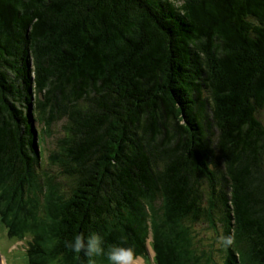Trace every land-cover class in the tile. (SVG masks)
Masks as SVG:
<instances>
[{
    "label": "trees",
    "instance_id": "trees-1",
    "mask_svg": "<svg viewBox=\"0 0 264 264\" xmlns=\"http://www.w3.org/2000/svg\"><path fill=\"white\" fill-rule=\"evenodd\" d=\"M262 112L264 0H0V224L27 264H89L64 247L89 232L202 264L194 226L221 228V264H264ZM37 184L55 206L20 219Z\"/></svg>",
    "mask_w": 264,
    "mask_h": 264
},
{
    "label": "rangeland",
    "instance_id": "rangeland-1",
    "mask_svg": "<svg viewBox=\"0 0 264 264\" xmlns=\"http://www.w3.org/2000/svg\"><path fill=\"white\" fill-rule=\"evenodd\" d=\"M261 119L264 121V112L261 113ZM63 121L55 123L52 125L50 131L46 132L43 135V138L41 140V156L42 159L40 161L39 171H44L47 173H56L58 170V167L56 165H53L49 161L50 154H53L58 151L57 145V139L60 138L63 134L62 130ZM61 193L66 194V196L69 193V188H67V185L62 187ZM57 199V195L52 193L49 195L47 192L42 189L38 184L34 185L31 193L29 194V197L26 196L25 199V206L23 204V201L21 202V205L16 208L18 217L20 219H28L31 218L34 219H40L45 218V215L47 216L48 213L46 209H51L52 211V202L55 206V200ZM27 204L26 202H28ZM49 201V202H48ZM68 203V201H66ZM1 209H4L5 202L1 203ZM61 205V204H57ZM27 207V210L31 213L28 214L25 210ZM153 211H155L154 217L156 220H161V217L163 215L162 207L161 205H155ZM49 212V211H48ZM49 214H51L49 212ZM147 216H151V212L147 213ZM157 223H160L157 222ZM179 227H183L182 223L179 222ZM186 232L191 237L194 236L197 243H199V247L205 246L209 252L203 256L201 263L207 264V262L211 261L209 264H221L222 259L220 255V251L218 247L220 246V239H221V228L217 226L216 228H205L202 226H194L190 227V229L186 228ZM113 235L110 233V236ZM28 238L24 240H10L9 237L6 234L5 228L0 224V264H27L26 258H25V251L28 249ZM193 239V238H192ZM151 236L150 234L147 235V239L145 241L144 247L146 249L147 257L145 256H137L138 258L134 259L135 261H140L141 264H150V259H152L155 255L153 250L150 248L149 243L151 242ZM211 255V256H210ZM207 256V257H206ZM143 259L145 261L143 262ZM133 260V261H134Z\"/></svg>",
    "mask_w": 264,
    "mask_h": 264
},
{
    "label": "clouds",
    "instance_id": "clouds-1",
    "mask_svg": "<svg viewBox=\"0 0 264 264\" xmlns=\"http://www.w3.org/2000/svg\"><path fill=\"white\" fill-rule=\"evenodd\" d=\"M64 247L74 254L84 253L89 257V264H94V257L103 256L107 264H133L134 250L131 247L120 245H108L105 247V241L102 235L96 232L88 234H76L64 242ZM50 264H63L62 256H55L50 259Z\"/></svg>",
    "mask_w": 264,
    "mask_h": 264
},
{
    "label": "bare ground",
    "instance_id": "bare-ground-1",
    "mask_svg": "<svg viewBox=\"0 0 264 264\" xmlns=\"http://www.w3.org/2000/svg\"><path fill=\"white\" fill-rule=\"evenodd\" d=\"M133 264H141V262L140 261H133Z\"/></svg>",
    "mask_w": 264,
    "mask_h": 264
}]
</instances>
